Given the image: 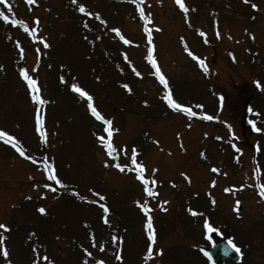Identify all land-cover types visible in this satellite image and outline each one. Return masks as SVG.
I'll use <instances>...</instances> for the list:
<instances>
[{
  "label": "rangeland",
  "instance_id": "374dc122",
  "mask_svg": "<svg viewBox=\"0 0 264 264\" xmlns=\"http://www.w3.org/2000/svg\"><path fill=\"white\" fill-rule=\"evenodd\" d=\"M181 2L187 11L177 0L0 4V129L24 152L0 140V264H208L201 249L219 239L239 249L225 264H264V0ZM149 48L194 116L168 106ZM73 84L111 121V156Z\"/></svg>",
  "mask_w": 264,
  "mask_h": 264
},
{
  "label": "snow or ice",
  "instance_id": "6c2138e0",
  "mask_svg": "<svg viewBox=\"0 0 264 264\" xmlns=\"http://www.w3.org/2000/svg\"><path fill=\"white\" fill-rule=\"evenodd\" d=\"M30 2H34V0H30ZM245 2H247V0H245ZM73 3H76V0H73ZM132 3L135 4L137 3V0H132ZM177 3L180 5V7L182 9H185V5L181 2V0H177ZM0 4H4L6 7H7V10L10 12L11 11V7L8 5V0H0ZM252 8H257V5L256 4H252L251 5ZM78 11L81 12V13H87L89 16H96L97 18H99V15L96 14V13H92V12H89L83 3H81L79 5V8H78ZM140 11V15L141 17H144V12L142 9L139 10ZM185 11H187V9H185ZM0 17L3 18L4 21H8L9 20V16L6 15L4 12H0ZM13 24H17V23H20V21H17V20H13L12 21ZM85 27H87V25H85ZM25 31L27 32L28 31V28L27 26L25 27ZM145 31H147V29H145ZM112 32L116 33L117 35L120 36V38L122 40H124V43H130V41L128 40H125L124 37L122 35H120V30L117 29V28H112ZM35 33V30H33V32L31 33L32 35H34ZM201 35H204V33H201ZM217 35H219V33H217ZM149 43H151V36L149 35ZM48 45L45 43V47H47ZM189 55H192V53H189ZM147 59L148 61L152 64V67L153 68H156V76L159 78V81L161 84L165 85V89H166V94L164 96V99L167 101V104L169 107L173 108V109H177V110H182L184 112H187L190 116H194L195 113L191 111L190 108H187L185 107L183 104L181 103H178L175 99L172 98V94L170 91L167 90V82L165 80V77L163 74H161V71L160 69L157 67V64H156V60L153 58V55H152V49L149 48L148 50V56H147ZM194 59H200L199 57H194ZM200 63L201 65L203 66V61L200 60ZM206 70V69H205ZM20 75L24 78V80L27 81V86L28 88L30 89V91L33 93L32 95V99L34 101H37L39 104H44L45 101L43 99H41L40 95H37L35 93H38L39 89L37 88V81L35 79H33L31 76H29L27 74V71L24 69V68H21L20 69ZM136 75H140L139 72H136ZM63 79V78H61ZM256 83V86L257 87H260V83L259 82H255ZM73 88V90L77 93H79L81 96H86L87 97V100H88V108L89 110L91 111L92 115L97 119V120H102L104 125L106 126L104 128V131L106 133H108V137L109 139H105L104 136H99L98 137V140L101 142V144L107 149V154L109 156H111L113 154V152L115 151L114 148L112 147V143H111V135H112V129L110 127H107L108 125H111V121L108 120V119H105L101 113L96 109V107L93 106V97L87 93L86 91H84L82 88L78 87L76 84H73L71 86ZM124 87L126 89H129V86L127 84L124 85ZM131 89H129L130 91ZM146 103V102H145ZM249 111H251V109H249ZM213 117L211 116H207L206 119H212ZM250 123L253 124V127L255 129V131L257 132H260L262 131V129L260 128H256L255 127V123L254 122H251ZM36 125H37V130L39 131L42 127V119L41 117L38 115L37 118H36ZM40 135L41 137L44 136V133L41 131L40 132ZM0 140H5L7 143L11 144L14 148H16V150L20 153L21 156L24 155V152L23 150H21L19 147H17L19 141L16 140V138L14 136H12L9 132H7L6 130H3V129H0ZM233 147L235 148L236 146L233 145ZM132 156H133V160H132V163L133 164H136V160H135V156H136V150L133 149L132 150ZM29 159H31V157H29ZM115 167H117L118 169H120L121 171H123L125 169L126 166H122L120 165L119 163H117L115 165ZM138 169L142 170L143 166L142 165H138L137 166ZM155 171V170H154ZM213 171H216V169H213ZM49 179L50 180H55L57 184L60 183V181L57 179L56 175L55 174H52V173H49ZM137 179L140 180L141 182H143L145 185L148 184V181L144 178L143 175H138L137 176ZM153 183H155V181H153ZM44 187H49L48 184H45ZM145 191L148 192V195L151 196L153 195V192L149 190V188L145 187ZM227 191V189L225 190ZM97 195H99V193H97ZM261 195L264 196V191L261 192ZM101 199H103V197H101ZM166 203V202H165ZM239 203V202H237ZM143 207V210L145 212L148 211V208L146 206H142ZM104 211L106 212L107 211V208H104ZM189 211L193 214V215H197V213L195 212V210L193 209H189ZM39 212L40 213H44L45 212V209L43 207L39 208ZM6 225L4 224H0V229H3L5 228ZM145 227L149 230L148 231V239L150 241H155V234H154V231H153V223H152V218L151 216L148 217L147 219V222H146V225ZM204 227L206 229V234H209V233H212L214 231H217L216 229L213 228V226L210 224V222L208 220H205L204 221ZM2 239V238H0ZM208 239L211 240V236L209 235L208 236ZM228 244L233 247L234 249H236V251L238 252L239 249L236 248L235 244L232 243L231 240L228 241ZM87 251V250H86ZM201 251L203 252V254L208 257L209 260L212 259L211 257V254L204 250V249H201ZM226 251V250H225ZM5 256L8 255V252L5 250L4 253H3ZM153 254V250H152V244L150 243L148 245V250H147V255L151 256ZM89 255H91V253H89ZM99 264H104V261H100Z\"/></svg>",
  "mask_w": 264,
  "mask_h": 264
},
{
  "label": "water",
  "instance_id": "95a60500",
  "mask_svg": "<svg viewBox=\"0 0 264 264\" xmlns=\"http://www.w3.org/2000/svg\"><path fill=\"white\" fill-rule=\"evenodd\" d=\"M209 252L215 264H223L225 258H238V252L224 239L214 243Z\"/></svg>",
  "mask_w": 264,
  "mask_h": 264
}]
</instances>
